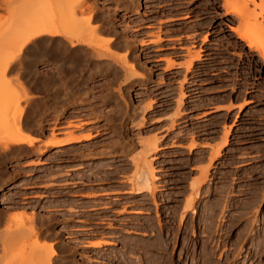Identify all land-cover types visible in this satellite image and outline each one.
Listing matches in <instances>:
<instances>
[{
	"label": "rangeland",
	"instance_id": "obj_1",
	"mask_svg": "<svg viewBox=\"0 0 264 264\" xmlns=\"http://www.w3.org/2000/svg\"><path fill=\"white\" fill-rule=\"evenodd\" d=\"M96 2L112 16L118 32L135 41L136 64L142 68L137 69L136 82L127 80L132 86L131 97L124 95L128 83L125 76L117 77L120 73L107 69L109 72L102 73L103 69L82 80L78 79V72L83 70L80 65L63 69L42 58L36 65L40 80L51 77L62 84L59 97L66 105L63 107L61 101V106L43 103V110L41 105L42 112H49H41L47 116V137H52L55 125L62 132L72 123L81 127L76 135L94 136L71 149H48L41 156L30 152L9 157L5 164L0 162V212L29 216L35 212L49 218L79 264H137L141 251L135 256L130 248L140 240L141 244H149L158 236H176L173 252L178 264H191V241L198 243L196 251H200L205 240L217 257L240 251L242 264H264V61L238 38L234 31L238 22L223 0ZM197 55L201 60L190 65ZM83 86L87 90H81ZM75 92L77 96H73ZM61 96L71 98L63 100ZM70 99L74 101L68 103ZM55 106L63 107L59 122H55ZM120 107L126 111H120ZM88 121L91 123L83 124ZM228 131L229 144L221 150V158L212 163L195 205L196 214L187 212L180 228V218L191 200L192 182L200 179L199 170L210 164ZM57 137L65 138L63 134ZM155 137L160 139V148L153 155L156 193L132 194L128 179L135 170L134 160L143 153L144 142ZM211 202H216L219 217L211 234L201 235L204 225L199 219L205 213L204 206ZM224 202H229L228 206ZM219 206L226 210L222 212ZM256 207L260 210L257 222ZM252 220L254 233L248 238L245 234ZM146 230L147 234L141 232ZM151 231L153 236L148 233ZM194 232L200 233L201 239L193 238ZM99 241L110 244L100 249L90 247V243ZM165 253L156 254H169Z\"/></svg>",
	"mask_w": 264,
	"mask_h": 264
},
{
	"label": "bare ground",
	"instance_id": "obj_2",
	"mask_svg": "<svg viewBox=\"0 0 264 264\" xmlns=\"http://www.w3.org/2000/svg\"><path fill=\"white\" fill-rule=\"evenodd\" d=\"M96 1L97 0H0V14L4 13L3 15L1 14L2 16L0 15L4 18H0V162L3 161L4 163L5 159L9 157L14 158L16 156L28 154L30 152H33L38 156H41L44 153L48 152V149H56L58 150L57 152H59L60 149H71L70 147H74L78 144H83L84 142H88L93 139L94 135L92 134L86 133L87 135H76V132L81 127L76 126L73 123L72 124L74 126H72V124H67L69 126L65 127V132L62 131L64 133L59 131L61 127L55 125V127L52 129V133H50L52 134V137L51 135L50 137L48 136L49 138L47 137V134L45 132L46 127L44 125V119L47 116H44V114L49 112L41 111V108L43 110V108L45 107L42 104L54 103L58 105V101H61L63 103L61 105H64L65 101L63 102L59 97V93L62 90V87L60 85L62 84L58 85V83H56L53 79H50L51 77H49L48 81H46L47 79H43V81L45 80V82L40 80L41 77H39V72L36 69V65L42 58L44 59L45 57L44 60H46L47 58L49 62L57 63V65L59 64V66H62L60 68H63V66H68L72 70L75 68V65H80L81 68L83 67V70L80 72L76 70L77 68L75 70L79 74L78 79L82 80L90 79V75L92 74V72H100L103 69L104 71H102V73L107 70L115 71L116 74L120 73L117 77H119V75L125 76L127 78H125L126 82L127 80H129L130 82L133 79H135L134 82H136L137 78H139V72L137 71V69L142 67L140 65L139 67L138 64H136L139 61L137 60V57L135 56V52L133 50L135 41L132 42V40H127L128 38L126 39L123 35H121V33L117 31L114 25L115 21L112 16L104 12V9L102 8V10ZM130 1H133L134 3V0ZM128 2L129 0H127V3ZM223 2L224 7L227 9L229 14H231L235 18L236 23L238 22V25L234 30L238 38L242 42H245L249 48L255 49L260 55V58L264 61V0H223ZM235 42L237 41L235 40ZM192 58L193 59L191 60L190 65L195 64V61L201 60L200 55ZM118 64L122 66L118 67ZM73 66L74 68H72ZM68 67L67 69H69ZM58 72L61 73L62 71L59 70ZM64 72L65 71L63 70V73ZM55 77H58V75H56ZM61 81L59 82L61 83ZM64 82L68 81L64 80ZM64 85L66 84L64 83ZM80 85L81 84H79V86ZM131 87L132 86L128 83L125 89L126 93H123L124 95L128 96H126L127 98L131 97ZM72 88H69V90ZM83 88L84 86L80 89L87 90L86 86L84 89ZM69 90L67 91V93L69 92ZM78 90L79 89L77 88V91ZM80 92L83 93L85 91ZM119 92L120 91H118L117 93ZM70 93L68 94V96L70 95ZM75 93V95H71L77 96V92ZM85 94L86 92L84 93V95ZM79 95L81 94L78 93V96ZM68 96H64V98H71H68ZM116 96H118V94ZM79 99L75 100L78 101ZM69 101L67 102L72 103V101L74 100L70 99ZM68 103L67 105H70ZM41 105L43 107H41ZM61 105L59 104V106ZM50 107L52 109V106ZM57 107L58 106L53 107L55 109V111H53V114H55V122L60 121L59 118H61L60 116H63L64 113L63 107L66 108V105H64L60 109H58ZM121 110L123 112V110L125 109L123 107L121 109L120 107V111ZM41 112L44 114L42 115ZM90 123L91 121H88L83 124ZM229 133L230 131L225 133V136H223V144L217 147L216 152H213L215 153V155H212V158H210V164L205 168H201V170H199L201 171V173L199 172L201 175L200 179L192 182L193 185L192 188H190L192 189V194L191 192L189 193V195H191V200L189 199L186 203V210L184 211V213V208L181 210L183 214L180 218V228L182 227L181 224L186 221L185 218L187 216V212L190 211V215L196 214L197 210H195V205L196 202H198L197 199L200 196L202 185L205 183L209 173L211 172L210 169L212 167V163L221 158V150L229 144ZM59 134H63L65 138L59 139L60 137H57V135ZM159 140L160 139L158 137H155L154 139H151L147 142L145 141L144 143L146 144L143 143L145 145L143 148L144 151L141 154L139 153V157L136 156L137 158L133 163V165L135 164L134 173L131 174L132 177H129L130 179H128L132 184V188H130L132 189V191L130 193H134L137 195L149 193L153 196L155 195L157 189V175L155 166L153 164V161L155 159L153 155L160 148ZM0 172L2 173V171ZM3 184L5 183L3 182ZM206 192H208V190ZM225 202L224 204L229 203ZM212 203L214 202H211L210 206H204L203 212L205 213H203L204 215L202 214V219H199L201 220V222H203L204 225L201 235H205L207 234V232L209 234V231L213 227L216 218L218 219L219 217L216 214L217 208L214 206L216 205V202L214 205ZM221 204L222 203H220V205ZM224 204L222 206H224ZM232 206L234 207V205ZM225 210L223 209L222 212H224ZM254 211V220L256 221V219L260 216V210L256 207V210ZM177 215H180V213H176V216ZM42 216L40 214H36L35 212L32 213L31 216L23 212L19 215L12 214L9 210L0 212V264H79L74 260L75 254L72 253V251L70 252L72 254L69 253L70 247L68 243L65 242L62 238L60 231H57L50 224L51 221H48V217H45L48 218L46 220ZM174 218H176L175 215ZM190 218L191 217L189 216V219ZM250 223V227H246L247 231L245 230V236L248 238L251 236L253 237L254 233V221L252 220V222ZM216 228H218V225ZM216 228L214 230H216ZM151 229L152 228H150L149 230ZM228 230L227 232H230ZM199 231L201 232V230ZM141 232L147 234V230ZM152 232L153 231L148 233L152 234ZM175 232H177L178 234V231ZM154 233H156V231H154ZM157 233H159L158 230ZM223 233L225 232L223 231ZM153 235L154 234H152L151 236ZM199 236L200 233L198 234L197 232H194L193 238H197L196 240H198ZM173 237L174 238L170 237L172 239H169L164 236H158L155 241L150 242L149 244H141V240H136L139 243H135L133 247L130 248V253L136 256L135 253H139V251H141V257L138 256L139 261L137 262V264H178V261L176 262L174 260L173 252L174 249L176 250L175 247L177 245V240L175 239L176 236ZM206 237L208 238V236ZM212 237H209V240ZM237 239L238 238H236V240ZM259 239L261 240L260 237ZM184 241L185 240H183V243ZM205 241L203 242V244L201 243L202 248L200 251H196L198 243L193 244V242L191 241V264H239L241 259L240 257H242L240 251L231 253L226 257H222L221 255H219L220 257H217L215 254L216 251L214 249H209V246L205 244ZM251 241L253 240L251 239ZM108 243L110 244V242L107 241L94 242L92 244L90 243V247L93 249H100ZM186 243L188 244V242ZM208 244H210V241L208 242ZM234 245H237V243H235ZM214 246L216 248V245ZM185 249L187 250L188 248ZM160 251L169 254L166 255L167 257L157 256L158 254L156 253H159ZM262 253L260 254L262 255ZM252 257L254 256L252 255Z\"/></svg>",
	"mask_w": 264,
	"mask_h": 264
}]
</instances>
